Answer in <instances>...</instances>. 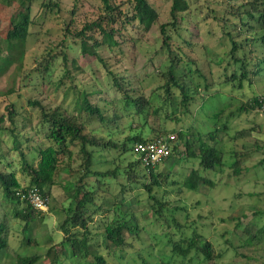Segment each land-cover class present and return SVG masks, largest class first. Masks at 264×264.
I'll list each match as a JSON object with an SVG mask.
<instances>
[{
    "label": "rangeland",
    "instance_id": "1",
    "mask_svg": "<svg viewBox=\"0 0 264 264\" xmlns=\"http://www.w3.org/2000/svg\"><path fill=\"white\" fill-rule=\"evenodd\" d=\"M149 1L158 11V21L145 29L132 17V1L116 0L117 3L123 2V14L114 23L113 39L117 44L104 41L96 47L94 55L83 53L79 43L65 33L66 29L79 28L92 14L102 12L100 0H0V53L5 54L9 46L6 38L9 27L19 21L23 13L28 12L32 22L20 59L9 62L0 70V114H5V107L12 103L20 119L29 118L24 129L32 134L41 123L38 106L30 105V101H38L46 108L59 104L67 111L78 113V92L92 91L90 99L99 105L104 118L100 121L81 113L79 116L85 118L86 132L115 140H125L138 132L145 138L174 133L177 141L172 157L165 158L158 165V177L151 178L147 170L137 165V182L125 185L133 187H122L125 181L122 176L100 186L97 194L99 210L92 203H87L82 210L87 216L89 230L90 253L86 257L70 256V245L63 246L60 242L64 234L60 222L65 217L61 203L70 192L74 198L81 195L73 189L74 183L70 180L79 175L80 158L76 145L71 146L72 168L63 169L67 162L63 158L58 172L52 175L55 183L50 185L48 192L49 208L37 209L26 227L25 220L16 216L14 209H23L25 204L6 199L0 189V215L4 223L1 236L7 242L0 247V264H16L18 256L33 254L38 258L33 264H56L57 261V264H97L94 253L98 252L106 264H264V104L258 112L239 113L236 107L249 100L254 92L264 96V81L258 82L254 88L247 84L236 88L225 81L236 66L226 59L229 40L213 16L221 15L224 0H185V3L177 0V30L169 31L174 46L173 57H183L178 65L181 72L190 68L195 82L203 83L204 76L210 87L202 103L205 107H199L198 96L190 106L192 112L182 115L178 107L172 106L171 100L164 101L159 92H154L163 82L162 71L170 62L159 25L171 20L173 0ZM96 37L101 40V35ZM184 40L190 41L192 46L186 45ZM178 45L184 46L182 51L176 48ZM16 49L12 50L13 54ZM63 50L67 56L66 64ZM48 60L50 64L43 70ZM110 71L122 79L127 93L114 86ZM10 88L13 91H9ZM127 95H144L150 101V108L157 112L150 111L145 119L135 118V106L126 108ZM218 106H227L226 114L235 111L229 116L227 133L209 139L205 128L212 126L213 120L204 112L210 114ZM8 124V121L4 122V125ZM42 128L46 130L47 127ZM3 138L7 140L4 147L7 150L11 139ZM21 140L25 143L23 137ZM186 141L192 142L194 147L202 141L215 144L226 155L231 150L249 152L250 155L243 159L248 170L234 173L231 167L222 166L221 172L206 173L214 181L213 186L201 180L195 190H190L184 187L182 180L191 168H197L198 161L192 158L180 160V156L186 154ZM256 144L261 147L255 149ZM102 152L105 153V163L96 165L102 170L116 164L122 170L134 159L132 153H122L119 148ZM28 156L37 173L49 176V171L40 167L34 151L30 149ZM113 156L117 157L111 161ZM7 157L15 162L12 168L21 184H28L30 175L20 169L17 153L8 151ZM94 178L89 177L90 180ZM140 181L149 185L156 182L151 192L165 202L167 222L164 218L157 219L152 198H148V192L139 186ZM131 214L137 217L134 221L137 222V232L124 229L125 243L115 246L103 234V224L113 219L130 222ZM195 232L211 242L214 257L208 262L195 250L183 256L173 249L174 244L185 246ZM250 234L257 238L251 245L242 244L241 241Z\"/></svg>",
    "mask_w": 264,
    "mask_h": 264
},
{
    "label": "trees",
    "instance_id": "2",
    "mask_svg": "<svg viewBox=\"0 0 264 264\" xmlns=\"http://www.w3.org/2000/svg\"><path fill=\"white\" fill-rule=\"evenodd\" d=\"M132 4V17L138 20L145 29H149L153 24L158 21V11L152 6L149 0H131ZM102 4V12H99L95 16L92 14L90 18H86V21L75 30H67L66 35H71L75 42H78L80 49L83 53H89L96 55V47L102 44L104 41L110 44L117 42L113 39L116 28L114 23L123 13L121 5L123 2H116V0H100ZM185 3V0H181ZM57 5L58 4H53ZM177 0H173L170 9L171 20L161 23L159 25V32L162 37V44L166 49L167 56L170 59L166 70L162 71L163 82L159 84L154 92L157 91L163 96V100H171V104L174 107H178L182 115H187L191 111V104L196 101L198 96L200 97L198 105L202 109V103L205 100V95L209 94V83L204 76L203 83L195 82L190 75L191 69L184 68L181 72L178 69L183 57L175 56L173 52V43H171L170 30H177L178 18L176 13ZM221 15H213L215 19H218L220 28L224 32L229 40V49L226 53V59L228 62H232L235 68L227 76L226 82L229 81L236 88H243L245 84L249 87H256L258 82L264 81V0H224V6L222 7ZM32 22L28 12L21 15V19L14 22L7 32V41L9 46L7 51L0 53V70L9 62L14 63V60H19L22 54L23 43L29 32V28ZM178 32V31H177ZM101 35V40L97 39L96 35ZM244 34V36H243ZM93 39V43L89 41ZM186 41V45L192 46L190 41ZM17 45V46H16ZM68 46V45H67ZM182 45H178L176 48L179 51L183 50ZM16 52L13 54L12 50ZM63 60L67 63V56L63 50ZM9 63V64H10ZM50 62L46 61L43 66V70L48 68ZM197 70V69H196ZM193 71V70H192ZM195 71V70H194ZM112 76L114 86L121 92L127 93L125 86L122 84V79L117 76L113 71L109 72ZM9 91H13L12 88ZM177 91V92H175ZM92 91L80 90L78 92V104L79 112L74 113L67 111L61 105H56L53 108H46L38 101H30V105L38 106V119L41 123V127L34 130L32 134H28L24 128L25 124L29 123V118L18 117L14 105L11 103L6 106L5 114H0V189L2 195L6 199L11 200L13 203H24L23 209H15V215L25 220V227L33 218V214L37 209L26 199L27 190L33 188L42 196L49 195L50 185L55 183L52 181V175L58 172V165L62 163L63 158L67 160L66 166L63 167L66 171L70 168V162L72 161L73 151L71 146H77V155L80 158L78 165V177L72 178L73 189L81 192L79 198H74L72 192H70L61 203L65 212V217L60 222V228L64 234L60 242L64 245H70V256L86 257L90 253L87 234L89 232L87 228V216H84L82 211L87 203L95 205L99 210V202L97 194L100 191V186L107 185V181L113 178L122 176L124 187L132 185L137 182L135 167L140 165L147 170L151 178H156L159 175L158 164L154 166H143L138 154L135 152L134 146L137 142H144L146 139L154 138L157 136H163L167 145L169 146V155L166 157H172V150L176 148L177 141L175 140V134H157L154 137L145 138L141 132L137 134L129 135L125 140H115L111 137L106 139L100 136H96L91 132L84 130L85 118L80 117L81 113H85L86 117L97 118L100 121L104 118V113L96 102L90 99V93ZM128 106H135L136 111L133 115L135 118H144L151 112H157L153 108H150V101L144 95L141 96H126ZM176 99L178 101L176 102ZM176 102V104H175ZM264 104V96L262 94H254L249 100L240 102L237 107V112L243 111H259ZM227 106L213 108L207 114L204 115L207 118L213 120L212 126L205 128L206 134L209 139H215L220 134H226L228 131V119L231 113L235 110H230L227 114L224 112ZM152 109V110H151ZM174 112V111H173ZM20 120V121H19ZM8 121V125H4V122ZM194 121V120H193ZM19 122V123H18ZM20 125V129H18ZM46 126V130L42 127ZM255 129V127H252ZM202 130V129H201ZM6 136L10 138L11 145L7 146V150L4 147L7 145V140L3 138ZM25 139V143L21 138ZM7 138V139H8ZM9 140V139H8ZM175 140V141H173ZM174 142V146L172 143ZM185 156L182 154L180 160L187 161L192 158L198 163L197 168H191L190 172L182 180L184 187L195 190L198 183L202 180L205 183L213 186L211 178L207 177L208 172L215 174L222 171V166H229L233 169L234 173H241L248 168L243 164V159L250 155L249 152L231 150L228 155L223 150L214 145H209L207 142L202 141L193 146L192 142H185ZM261 146L256 144L255 149H259ZM27 148L28 150H25ZM112 148H119L121 152H130L134 156V159L127 163V165L119 170V164H116L113 168L98 169L97 164L105 163L103 156L105 153L102 151H109ZM34 151L39 158L40 167L49 171V176H44L42 173H37L33 167V164L28 156V152ZM8 151H14L18 155V164L20 169L28 172L30 180L28 184H21L14 169V161L7 157ZM103 154V155H102ZM180 154V153H179ZM117 156H113L111 161H114ZM61 158V159H60ZM175 159V157L173 156ZM194 166V165H193ZM219 166V167H217ZM62 169V170H63ZM205 173V176L202 174ZM95 176L93 180L89 177ZM45 177V178H44ZM143 176L142 178H144ZM152 184H146L140 181L139 186L148 192L147 197L152 198V207L158 218H164L165 222L168 221L164 212L166 211L165 202L161 198H157L152 192ZM76 185V186H74ZM133 187V186H125ZM106 189V188H105ZM104 189V190H105ZM68 193V192H67ZM98 202V203H97ZM97 203V205H96ZM50 205V199L48 201V208ZM130 222L123 219L117 221V219L106 220L104 222L103 234L106 239L111 241L115 246H121L125 243V238L122 234L124 229H127L130 233L137 232V217L133 214L130 215ZM3 217L0 215V247H4L6 239L1 236L4 229ZM132 220V221H131ZM131 222H133L131 224ZM75 229L73 232L72 230ZM257 238L255 234H250L245 240H240L242 244L246 243L251 245L252 241ZM187 244H174L173 249L180 252L183 256L186 253H191L195 250L196 253H201L202 258L205 261H210L214 256L212 255L211 242L201 238L196 232L187 241ZM241 244V245H242ZM66 253V252H65ZM100 252L94 253L97 264H106L102 254ZM222 253V252H221ZM219 254V253H218ZM66 255V254H65ZM37 254L31 256H18L16 264H33L37 261ZM56 262V261H55ZM58 261L56 262V264Z\"/></svg>",
    "mask_w": 264,
    "mask_h": 264
},
{
    "label": "built area",
    "instance_id": "3",
    "mask_svg": "<svg viewBox=\"0 0 264 264\" xmlns=\"http://www.w3.org/2000/svg\"><path fill=\"white\" fill-rule=\"evenodd\" d=\"M135 152L138 154L143 166H154L169 155V146L163 136L146 139L144 142H137L134 146ZM26 199L33 207L45 210L49 201V197L42 196L37 189H29L26 193Z\"/></svg>",
    "mask_w": 264,
    "mask_h": 264
}]
</instances>
